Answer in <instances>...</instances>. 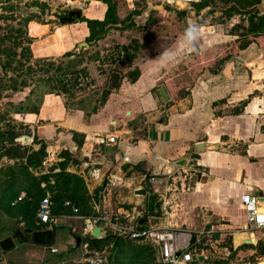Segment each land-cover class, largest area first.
I'll return each instance as SVG.
<instances>
[{
	"label": "rangeland",
	"instance_id": "rangeland-1",
	"mask_svg": "<svg viewBox=\"0 0 264 264\" xmlns=\"http://www.w3.org/2000/svg\"><path fill=\"white\" fill-rule=\"evenodd\" d=\"M97 1L99 2L0 0V76L5 71L7 78V86L0 88V241L7 236H11L14 241L12 249H0V264H90L88 260L96 256L93 250L84 253L86 247L80 242L76 244V238L70 229L71 223L76 226L81 223L77 219L70 220V215L79 214L80 211L90 215L92 212H75L72 208L75 198H80L81 206L88 204L84 198L85 183L68 168L70 162L76 159L67 152L60 153V157L47 152L46 144L36 136L29 139L21 136L26 126L15 113L36 107L43 93L56 87L71 104L77 102V97L102 101L105 92L110 91L112 70L118 71L116 74L120 79L131 81L143 61L175 42L190 23L219 24L222 31L228 34L247 32L252 41L264 32V28L250 32L253 30L249 20L259 22L258 10L257 6L251 9L241 8L239 4L242 0L202 2L196 7L169 4L163 0ZM104 1H108L112 7L110 17L106 20L107 5ZM147 1L150 2L148 6ZM24 2L36 7L40 17L21 14L19 6ZM205 4L209 6L200 10ZM231 5H235V8L231 9ZM100 8L103 9V14L97 20L106 22V25L103 27L92 23L91 36L88 24L81 22V18H90V13ZM71 9L82 11V16L73 22L78 24L59 23L58 18ZM17 14L32 18L21 23L15 18ZM61 26L62 29L57 31V27ZM12 27L20 28L21 32L11 30ZM242 40L241 36L236 35L234 40L215 46L217 48L213 56L234 51ZM72 42H76L74 46L61 52ZM80 43H87L88 46H80ZM13 51L16 56L11 53ZM66 52L72 54L66 55ZM194 54L178 61L165 78L157 83L168 89L172 103L187 97L191 85L203 73L202 69L213 66L211 58L195 60ZM9 61L11 63L7 67ZM61 85L69 90H63ZM157 86L153 88L154 93ZM166 102L161 100L162 106ZM242 105L239 103L235 107L239 110ZM152 107L150 105L147 109L144 108L145 111L139 112V135L147 129V116L156 114V108ZM234 109L224 108L218 112L222 114ZM262 122L261 118H257L253 126H256V132L264 139ZM184 166L176 164L166 179L162 175L156 176V186L149 188L152 192V210L134 211L136 230L143 231L151 227L193 229L200 242L192 248L204 259L192 264H259L264 261V228L255 230L254 242L240 243V234L237 237L235 227L226 226L231 224L226 217H213L210 222H206L204 220L209 215L208 210L183 208L182 198L177 193L190 191L195 181V174H190ZM44 197L51 200L52 219L57 218V223L49 226L54 230L52 242L49 245H38L14 238L15 227L42 229V226L37 225V209ZM244 210L233 211L239 220L232 223L238 228H242L245 223ZM94 216L98 217L97 222L101 219L109 220L108 233L115 234L120 239L129 235L131 222L127 221L124 210H111L107 213L94 210ZM140 219L146 222L139 224ZM188 222L195 227H189ZM213 225L218 226L212 229ZM142 238L139 237V240H143ZM107 241L98 240V244L93 242V246L100 255L110 258L113 256L111 249L104 248ZM51 247L57 251L52 253ZM147 247L149 252L144 258L151 257L149 264H161L153 247L149 244ZM126 256V264H139L138 252L136 255ZM102 264L110 263L105 261Z\"/></svg>",
	"mask_w": 264,
	"mask_h": 264
},
{
	"label": "crops",
	"instance_id": "crops-1",
	"mask_svg": "<svg viewBox=\"0 0 264 264\" xmlns=\"http://www.w3.org/2000/svg\"><path fill=\"white\" fill-rule=\"evenodd\" d=\"M199 1L163 0L189 6L191 2ZM146 4L148 6L150 2ZM258 8L259 15L264 17V0H260ZM95 10L89 19H101L103 9ZM199 28L198 33L193 29V35L188 38L184 33L179 34L175 42L143 61L138 66L135 81L119 78L118 86L110 88L103 103L77 97V102L71 104L61 93L45 92L37 110L15 113L26 126L25 130H30L31 136L46 144L47 152L57 157L67 152L76 159L68 168L85 183L88 201L79 210L92 212L89 215L80 211L70 215L69 219L81 221L79 226L71 223L70 229L74 238H79L80 244L86 247L84 253L97 252L92 241L96 238L91 233L100 220L96 221L98 217L94 216V210L106 213L124 210L133 227L134 211L152 210L149 188L156 186V176L162 175L166 179L183 158L184 168L195 174L191 190L177 193L182 198L183 208L208 210L206 222L213 217H226L231 223L226 226L235 227L236 236L240 234V243L247 242L248 233L243 232L247 216L242 228L232 222L239 220L233 211L245 209L242 194L258 195L262 192L264 197V139L253 126L257 118H261L264 125V32L243 49L213 56L215 46L234 40L236 35L224 33L219 24H201ZM61 29L62 26L57 27V31ZM72 43L63 50L60 48L61 52L69 50L76 42ZM165 51L176 57L173 63L165 64L160 59ZM192 53H195V60L211 58L213 66L223 56L228 54L231 57L216 72H211L213 67L210 65L202 69L203 73L191 85L185 98L172 103L165 87L169 98L162 106L157 88L163 85H158V81L164 79L178 61ZM239 103L243 105L238 110L235 106ZM150 105L156 108V114L147 116V129L139 135V112ZM224 108L235 109L220 114L218 110ZM197 142L204 144V150L198 152V158L191 159V149ZM139 189H144L145 193H137ZM140 220L139 224L146 222L140 223ZM188 224L195 227L191 222ZM216 226L213 225L212 229ZM109 229V220H104L100 236L101 241L108 240L104 248H110L113 254L106 257L110 264H126V255H136L137 252L139 264H149L151 257L144 258L149 252L148 244L157 253L150 242L129 235L120 239L108 233Z\"/></svg>",
	"mask_w": 264,
	"mask_h": 264
},
{
	"label": "built area",
	"instance_id": "built-area-1",
	"mask_svg": "<svg viewBox=\"0 0 264 264\" xmlns=\"http://www.w3.org/2000/svg\"><path fill=\"white\" fill-rule=\"evenodd\" d=\"M241 202L247 213L243 232L248 233L246 239L248 242H254L255 230L264 228V199L257 194L247 193L241 195ZM51 206L52 203L49 197L42 198L37 209V225H46L49 228L50 224L55 223V220L51 217ZM73 210L77 211V208L73 206ZM192 234H195L194 242L191 241ZM129 235L131 237H143V240L156 247L161 264H189L193 261V255L199 254L194 251L195 248H192L200 242L199 236L196 232L186 229L151 227L147 230L137 231L134 224L130 228ZM50 249L52 253L57 251L54 247ZM95 254V257L88 260L90 264H102L106 261L105 256L100 255L98 252Z\"/></svg>",
	"mask_w": 264,
	"mask_h": 264
},
{
	"label": "water",
	"instance_id": "water-1",
	"mask_svg": "<svg viewBox=\"0 0 264 264\" xmlns=\"http://www.w3.org/2000/svg\"><path fill=\"white\" fill-rule=\"evenodd\" d=\"M19 10L21 14H29L31 16L40 17V13L37 11L36 7H31L28 2H24L21 6H19ZM31 10V11H30ZM82 16V11L80 9H71L68 10L66 15H62L58 18L59 23L66 24V23H73L75 19H79ZM88 46L87 43H80V46ZM119 75L113 74L111 76L110 80V88L115 89L118 84ZM157 91L163 101H167L169 96L164 86H159L157 88ZM21 136H23L25 139H29L31 137L30 130H24V132L21 133ZM204 150V144L202 142H197L194 147L191 149V154L189 157L191 159L198 158L199 154L198 152ZM185 159H181L177 162L178 165L184 164ZM201 173L198 172V177H200ZM150 185V184H149ZM137 193L144 194V189L137 190ZM258 195L260 197H263L262 192H259ZM143 220H140V223H142ZM103 225V221L100 220L98 224L93 228L92 230V237L96 239H101L100 236V230L101 226ZM14 235L21 240L22 242L32 243V244H38V245H49L54 237V230L52 228H44V229H34L29 227H15ZM195 240V234H192V242ZM80 242L79 238H76V243L78 244ZM14 247V241L11 236H7L4 239L0 241V249L2 251L10 250ZM202 255H193V260H203Z\"/></svg>",
	"mask_w": 264,
	"mask_h": 264
},
{
	"label": "trees",
	"instance_id": "trees-1",
	"mask_svg": "<svg viewBox=\"0 0 264 264\" xmlns=\"http://www.w3.org/2000/svg\"><path fill=\"white\" fill-rule=\"evenodd\" d=\"M104 2H105L106 5H107V9H106V12H105V20H106V19H108V18L110 17V13H111V9H112V7H111V5L108 3V1H104ZM202 2H218V3H220L221 0H201V1H199V2H191V3H190V6H192V7H196L197 5L201 4ZM218 3H217V4H218ZM259 4H260V0H242L241 3H240L239 5L241 6V8H249V9L253 8L254 6H257V10H258V11H257V15H259V11H260L259 8H258V5H259ZM206 6H208V4H205V5L201 6L200 9H202V8H204V7H206ZM230 7H231V9H234V8H235V5H231ZM255 10H256V9H255ZM1 17L3 18V16H1ZM13 18H14V16H13ZM15 18H18V21L22 23V22H26V21L30 20L32 17H28V16L23 17V16H21L20 14H17V15L15 16ZM258 19H259V22H258V23H255V22H252V20H249L250 23H251V25H252V28H251V29L253 30V31L250 30L251 33H252V32L254 33V30H256V29H257V31H259V29L264 28V17L259 15ZM81 21H85V22L88 24V29H89V32H90V35H91V36H92V34H93V28H92V25H91L92 23L99 24L100 26H103V27L106 25V24H105L106 22L101 21V20H97V19H89V18H84V17H82V18H81ZM21 23H20V24H21ZM233 27H236V25H234ZM11 30L16 31V32H21L20 28H13V27H12ZM250 32H249V34H250ZM258 33H260V32H258ZM231 34L239 35V36H241V37L243 38V40H242L241 42H239V43H240L239 46H238L234 51H238V50H240V49H243V48L247 47V46L251 43V41H252V38L248 37V33H247V32H244V33H241V34H237V33H231ZM11 53H12L14 56H16V54H15L14 51L11 52ZM65 54H66V55H71L72 53H70V52H66ZM230 57H231V56L227 54V55L223 56L222 58H220V59L217 61V63H215L214 66H212L213 68H211V72H216L218 69H220L221 64H222L224 61L230 59ZM40 60H41V59H40ZM10 63H11L10 61L7 63V67H9ZM5 67H6V66H5ZM117 72H118V71H116V70H112V71H111V75H113V74H115V73H117ZM3 73H4L3 76H0V88H5V87L7 86V82H6L7 78H6V75H5V71H4ZM138 74H139V70L137 69V70H136V75H135V77L132 79L133 81H135V79L137 78ZM4 78H5V79H4ZM2 79H3V80H2ZM60 87H62L63 90H69V88L66 87L65 85H61ZM56 88H58V87H56ZM56 88H54L53 90L47 91V92H56V93L60 94V91L57 90ZM62 92L65 93V91H62ZM108 94H109V90H107V91L105 92V95H104V97H103L101 103H103V102L105 101V99H106V97H107ZM39 104H40V100H39V103L37 104L36 107H34V108H32V109H29V110H25L24 112H26V111H34V110H37ZM84 198L86 199V196H84ZM73 204H75V206L77 207V211H79L80 206H81L80 198H75V199L73 200ZM51 209H52V206H51ZM98 240H99V239H92V241H93L94 243H96V241H98ZM100 240H101V239H100ZM193 262H194V261H192V262L189 263V264H192Z\"/></svg>",
	"mask_w": 264,
	"mask_h": 264
},
{
	"label": "clouds",
	"instance_id": "clouds-1",
	"mask_svg": "<svg viewBox=\"0 0 264 264\" xmlns=\"http://www.w3.org/2000/svg\"><path fill=\"white\" fill-rule=\"evenodd\" d=\"M195 28L196 32L198 33L199 32V25L197 24H194V23H190L188 25V27L185 29V32H184V37L185 38H188L190 36L193 35V29ZM160 59L165 63V64H168V63H173L176 59V57L169 51H165L161 54V57Z\"/></svg>",
	"mask_w": 264,
	"mask_h": 264
},
{
	"label": "flooded vegetation",
	"instance_id": "flooded-vegetation-1",
	"mask_svg": "<svg viewBox=\"0 0 264 264\" xmlns=\"http://www.w3.org/2000/svg\"><path fill=\"white\" fill-rule=\"evenodd\" d=\"M67 13V12H66ZM14 238H17V237H15V235H14Z\"/></svg>",
	"mask_w": 264,
	"mask_h": 264
}]
</instances>
